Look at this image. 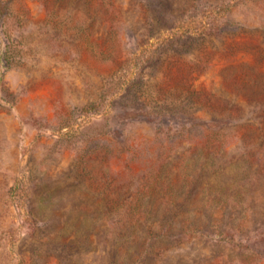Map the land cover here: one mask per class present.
Returning a JSON list of instances; mask_svg holds the SVG:
<instances>
[{"label": "rangeland", "instance_id": "rangeland-1", "mask_svg": "<svg viewBox=\"0 0 264 264\" xmlns=\"http://www.w3.org/2000/svg\"><path fill=\"white\" fill-rule=\"evenodd\" d=\"M0 264H264V0H0Z\"/></svg>", "mask_w": 264, "mask_h": 264}]
</instances>
